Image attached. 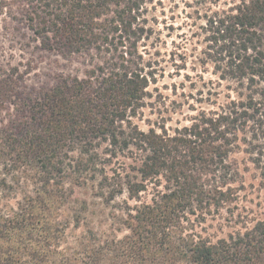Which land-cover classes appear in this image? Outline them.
I'll return each instance as SVG.
<instances>
[{
    "label": "trees",
    "instance_id": "trees-1",
    "mask_svg": "<svg viewBox=\"0 0 264 264\" xmlns=\"http://www.w3.org/2000/svg\"><path fill=\"white\" fill-rule=\"evenodd\" d=\"M149 2L0 0L2 29L56 57L36 86L33 60L0 65V264H264V216L214 240L195 230L236 208L232 153L264 180V0L208 15L214 70L235 97L173 133L132 121L155 80L139 51ZM119 156L137 165L112 166ZM82 189L110 205L108 229L86 225Z\"/></svg>",
    "mask_w": 264,
    "mask_h": 264
},
{
    "label": "rangeland",
    "instance_id": "rangeland-1",
    "mask_svg": "<svg viewBox=\"0 0 264 264\" xmlns=\"http://www.w3.org/2000/svg\"><path fill=\"white\" fill-rule=\"evenodd\" d=\"M237 1L150 0L147 3L149 31L139 51L144 59L151 62L155 80L147 89L139 114L132 118L140 129L152 127L157 132L165 129L173 133L175 129L189 125L200 111L218 109L219 105L228 101V96L235 97L234 91L229 89L232 87L231 81L222 80L215 73L212 62L214 47L207 30V18L212 11L226 9ZM3 18L8 21L7 16L0 15V65H15L31 59L36 66L28 74L27 84L36 86L46 81L48 74L56 71L52 63L56 57L38 54L26 45L23 38L11 37L10 32L2 29L7 24ZM58 62L66 73H76L81 67L77 62L66 63L61 59ZM230 157L237 161L242 173V187L237 191L236 208H232V215L221 210L195 225L197 232L213 240L243 228L242 223L250 226L253 221L264 216V180L259 171L243 151L234 152ZM114 164H121V168L123 166L126 171H130L129 166L137 165V162L119 156L112 159L111 165ZM151 186L148 184L149 190L142 193V199H149ZM90 194L88 189L76 193L78 199H87L86 225L108 229L112 222L110 205H100L99 200ZM126 232L123 229L117 235L122 236Z\"/></svg>",
    "mask_w": 264,
    "mask_h": 264
}]
</instances>
